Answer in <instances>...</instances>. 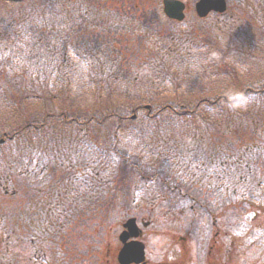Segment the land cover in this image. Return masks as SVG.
Segmentation results:
<instances>
[{"label":"trees","instance_id":"obj_1","mask_svg":"<svg viewBox=\"0 0 264 264\" xmlns=\"http://www.w3.org/2000/svg\"><path fill=\"white\" fill-rule=\"evenodd\" d=\"M107 1L111 0H30L34 20L28 21V13L21 22L0 19V23L3 22L0 24V50L11 49L13 52L15 46L19 47V42L28 41V65L33 66L34 63L37 71L40 61H43L46 69L51 72V84L57 80L61 85V91L54 92L51 88L45 91L43 87L50 76L44 82L38 79L25 80L26 77L31 78L30 69H24V74L8 77L2 73L0 76V111L8 110L11 114L18 111L21 115L16 126H8L3 132L1 130L8 142L0 143V152L4 153L6 162H9L8 165L4 163L5 160L2 162L6 168L2 174L5 171L12 174V170H20L25 178L28 158L31 156L35 174L47 175L60 155L68 156L65 153L68 148L66 145L74 140L72 137H85L78 132L89 129H93L96 134L94 137L97 146L92 150V155L89 157L81 154L82 157L79 155L77 158L81 165L87 167L82 173L87 182L69 187V191L61 198L57 194L54 202L63 200L61 205L47 204L46 216L53 212L54 220L50 224L54 227L59 225L66 229L77 220L83 223L86 217L104 220L108 212L115 210L119 196H124V199L129 197L130 185L126 186L125 182L140 179L152 181L159 186L161 193L165 191L182 201L185 197L196 198V194L204 196L206 192H217L221 189V184H212V180L217 181L222 177L225 179L224 175L228 172L235 174L228 177L231 185H245V181L254 178L255 172L250 167H259L260 162L264 164V83L243 84L239 77V64L232 62L230 65L227 62L230 58L228 51L245 50L242 47L244 44L241 47L223 48L218 44V36L210 33L207 36L199 35L200 33L182 28L183 24L171 21L164 15L162 2L157 3L155 15L149 11L151 7L139 1L142 21H134L132 15L120 14L118 7H113L114 10L111 7L103 8V3ZM241 3L244 4L243 0ZM6 4L18 7L23 2ZM135 7L136 5L133 6ZM152 17L176 26L172 27L173 30L165 28L158 32ZM233 17L235 16L228 21H234ZM37 18H43L42 22ZM249 19L253 23L251 16ZM215 20L216 23H225L219 18ZM226 25L228 24H223L221 28ZM85 31L90 32L89 36H82ZM121 31L141 33L142 40L145 37L149 41L153 40L151 46L146 48V53L137 58L138 61H132L133 56L126 58L124 50L118 51L115 48V43L120 42ZM3 32H7L6 37H3ZM10 40L11 42H7ZM9 43L12 45L7 46ZM256 49L254 48V53L250 51L252 55L248 56L252 57L251 60H264L263 40L257 43ZM205 52L212 63H217L221 58L226 63L225 75L233 81L236 91L202 96L190 103L155 106V102H159L163 91H167L170 85L180 88L184 84L181 79L176 78L175 73L196 70L199 59H202L199 56L205 55ZM196 56V60L192 61ZM1 66L7 67L4 64ZM262 70L259 68V73ZM30 92L34 93L36 99L43 98L45 107L42 111H36L32 118L24 110V102L29 100ZM74 93L82 100L91 96V107L68 104L70 98L74 99ZM57 98H60V103L55 102ZM138 110H146V116L153 124L150 132L154 136L157 137L158 133L177 135L179 141L152 143L147 147L150 149L148 154L140 151L130 153L124 149L118 136L119 129L124 123L134 120L133 115ZM164 114L166 116L163 119L160 116ZM163 121L171 126V123L178 124V129L191 127L193 130L190 134L185 131L172 134L168 129H157ZM73 128L75 131L70 132ZM233 129L238 133L248 131L251 135H259L263 140L246 147L256 157L247 158L246 153L237 158L235 162L244 164V168L235 164L228 148H222V145L227 146L221 143L222 137L232 133ZM104 130H110L112 145L101 142L100 132ZM29 137L33 140H29ZM17 139L18 147L10 153L5 148ZM201 146L206 147L200 148ZM160 154L163 156H159ZM158 156L160 159L154 160ZM70 158L73 163V156ZM93 159L95 165L91 161ZM57 167L59 165H56L54 171ZM237 167L253 174L242 173ZM75 170L76 167L71 165V180ZM251 185H255L254 182ZM40 192L41 190L37 195ZM183 193L185 197L181 195ZM75 194L79 199L77 203L74 202ZM231 196L232 192L227 189L223 196L227 200V206L234 200ZM226 213L228 215V211ZM60 234L59 229L54 230L52 240L56 241Z\"/></svg>","mask_w":264,"mask_h":264},{"label":"rangeland","instance_id":"obj_2","mask_svg":"<svg viewBox=\"0 0 264 264\" xmlns=\"http://www.w3.org/2000/svg\"><path fill=\"white\" fill-rule=\"evenodd\" d=\"M29 1L25 0L20 6L13 7V5L6 4L7 1L0 0V19L6 21L18 20L21 22L28 13V21L34 20L30 11L32 3ZM139 1L151 7L152 9H149V11L154 12L155 15H157V10L155 9L157 3L162 2V0H111L110 2H104L103 8L108 9L111 7V10H114V8L118 7L117 11H120V14L126 13L129 16L132 15L134 21H142L140 18L142 9L139 7ZM185 1H189L191 8L186 11L185 20L180 22V24H183L182 28L200 33L199 35L207 36L206 34L210 33L218 36V44L223 48L241 47L244 44L242 47L245 50L228 51L230 58L227 62L230 65L232 62L233 64H239V77L243 84L246 85L248 82L263 84L264 60H251L252 57L248 55H252L250 51L254 53V48L256 49L259 41H264V0L259 2L256 0H243L244 4L241 3L242 0H227L229 8L226 13L211 14L205 19L199 18L196 13L195 3L198 0ZM134 5H136L135 8H133ZM239 6H245V8L242 7L240 9L238 8ZM244 10L247 11L245 12ZM232 16H235L233 17L234 21H228ZM250 16L253 18V23L249 19ZM218 18L225 23H216L215 19ZM235 18H238L237 22ZM37 19L40 23L43 20V18ZM152 20L156 23L158 32L165 30V28L173 30L172 27L176 26L174 23L167 24L159 20L158 17H152ZM174 22L179 23V21ZM223 24L228 25L221 28ZM136 32L125 33L121 31V37L120 39L118 38L120 42L115 43V48L118 51L124 50L123 53H125L126 58L130 59L133 56L132 61H138L137 58L145 54L146 48L151 46L153 42V40L149 41L144 36L145 34H142L145 37L143 42L141 33ZM89 34L90 32L85 31L82 36H89ZM3 35V37H6L7 32L5 34L3 32ZM157 39L156 37V41ZM7 42H11V40ZM27 42H19V47L15 46L13 52L11 49L0 50V76L2 73H5L8 77L15 74H24L22 73L25 71L24 69H30L29 76L33 79L26 77L25 80L38 79L44 82V79L50 76L45 82L43 89L48 91L51 88L54 92L61 91V85L57 83V80H54L51 84V72L46 69L43 61H40L37 71H35L36 66L34 63H32L33 66L28 65L30 62L29 59L27 60L26 54L29 51ZM11 45L9 43L7 46ZM204 54L199 56L202 59H199V65L195 68L196 70L188 73H175L176 78L181 79L184 84L180 88L170 85L167 91H163L159 102H155V106H158V104H163L164 106L171 103L176 105L185 102L190 103L202 96H214L222 92L235 90V84L232 80H229V76L225 75L226 63L222 61V58L217 60V63H212L206 52ZM195 58L197 56L192 61H195ZM9 62L12 64L9 65ZM2 64L7 67H2ZM13 65L16 66L13 67ZM259 68L263 69L260 73ZM35 76L36 78H34ZM226 78L228 80H225ZM41 82H38V85H41ZM30 84L27 86H30ZM72 97L74 99L70 98L68 104L77 103L81 106L88 105L89 107L93 104L91 96H88L87 100H82L77 98L78 96L74 93ZM28 99L24 102V110L27 112L28 117L32 118L36 111L45 109L44 99H36L33 92H30ZM56 101L58 103L61 102L60 98H57ZM5 111H0V139L3 140L1 144L8 142L2 133L3 130L8 129V126L10 128L16 126L19 122L18 117L21 116L18 111L12 114L8 110ZM145 111L138 110L134 120L124 123L119 129L118 136L124 149L130 153L140 151V153L148 154L147 152L150 149L147 147L152 143L179 141L177 135L166 136L158 133L157 137L154 136V133L150 132L153 125L152 121L148 119ZM165 116L166 114L160 117L164 119ZM165 122L163 121L157 129H168L172 134H176L178 131H185L190 134L193 130L191 127L178 129V124L171 123V126ZM110 125L113 126V123H110ZM173 127L177 129L174 130ZM73 131H75L74 128L70 129V132ZM82 133L85 137H72L73 141L68 142L67 145L65 143L66 147H68L65 153L69 157L60 155L58 162L53 164L49 174L41 176V173L40 175L38 173L35 174L33 170L30 187L33 198L32 205H30L32 206V215H29L30 210L28 214V209L25 207L27 206L25 204L27 185L24 180L17 185L19 194L16 198L10 194L6 195L4 189L0 187V264H114L118 250L121 247L119 235L123 230V223L131 216H136L139 225L144 229L142 239L146 243L147 260L150 264H157L158 262L160 264H176L174 259L178 255L185 254V250L189 251L185 264H196L198 260L201 263L198 262L197 264H205V259L202 256L204 247H201L204 244L207 245L206 251L211 249L210 261L212 262L213 258H215V264H264V164L261 162L258 163L259 167L255 168L251 166L252 163L250 164L251 170L255 173L253 179L245 181L247 184L231 185L228 177L235 174L234 172H228V174L224 175L225 179L222 177L217 181L215 179L212 180V184L216 182L221 184V189L217 192H206L204 196L197 194L198 198L196 200L185 197L184 193L181 194L186 198L184 201L175 199L173 195H167L166 197L163 192H160L159 186L152 181L148 182L140 179L125 182L126 186L129 187L130 185V188H128L131 192L128 194L129 197L124 199V196H119L120 194H118L115 210L108 212L104 220L96 217H86V221L83 223L77 220V222H74L75 224H69L70 226L66 229L59 225L55 227L51 225L50 223H53L54 220V214L51 212L49 216H46L47 204L61 205L63 200L54 202L57 194L61 198L69 191V187L71 188V186L78 185L81 182L83 184L87 182L82 174L87 170V167L77 162L76 157L71 163L70 158L72 155H80L82 157L81 154L90 157L92 150H95V145L97 146V141L94 137L96 134L93 129L78 132V134ZM109 133L110 130L100 132L103 144L112 145L113 140L109 138ZM198 133L200 134L201 131H198ZM74 134H77V132ZM70 135L71 133H69L68 137ZM30 139L31 137H29ZM259 140L263 141L259 135H251L248 131L247 133L242 131L238 133L236 129H233L232 133L222 137L221 143L227 144V146L222 145V148L223 150L225 147L229 149L228 151L232 154V160L235 162L237 158H241L242 154L246 153L247 158L256 157V154L252 150H246V147ZM18 141L19 139L15 140L13 144H7L5 149L12 153L13 149L16 150L18 147ZM205 141H208V139H205ZM202 147L206 146H201L200 148ZM219 154H222V152ZM159 156L162 157L163 155L160 154ZM159 156L154 158V160L160 159ZM94 159L91 161L95 165ZM4 160V163L8 165L9 162H6L4 153L0 152L1 172L6 170L5 164L2 163ZM235 164L241 165L243 168L245 166L236 162ZM56 165H59V167L54 171ZM71 165L76 167L72 180L70 176ZM236 169H239L238 171L242 173L253 174L241 167ZM259 181L260 185H258ZM253 182L255 185H251ZM12 187L13 185L10 186V191H12ZM227 189L232 192L233 196L231 197L234 198L231 203L229 202L228 206L226 204L227 200L223 197ZM39 190H41L40 195H37ZM65 199L68 200L67 198ZM74 199V202L77 203L79 200L77 194H75ZM171 206L175 208H171ZM226 211H228V215ZM28 217L33 219L30 224L27 223ZM141 220L150 221L151 224L148 227H144ZM56 229H59L61 234L56 241H53L51 236ZM218 231L221 233H218ZM216 233L219 235L225 233L226 236V245L223 251L225 258L222 257L221 260L218 252L224 246V242L220 241V237L216 236ZM180 236L188 238L187 243L184 245L185 247L181 246L183 244L179 242ZM31 237L34 238L33 244L31 243ZM214 243L216 245L213 248L212 244ZM41 248L43 250H40ZM36 249L42 254L40 259L35 256ZM208 264L211 263L208 262Z\"/></svg>","mask_w":264,"mask_h":264},{"label":"water","instance_id":"obj_3","mask_svg":"<svg viewBox=\"0 0 264 264\" xmlns=\"http://www.w3.org/2000/svg\"><path fill=\"white\" fill-rule=\"evenodd\" d=\"M20 2L22 0H7ZM187 3L183 0H163V10L166 16L170 19L182 21L186 17ZM197 14L200 17L207 16L212 11L224 12L227 9V0H198L195 4ZM125 230L120 239L124 243L119 252V261L121 264H129L132 262L141 263L145 262V244L139 240L127 241L130 237H138L139 232L134 231L137 228L136 219L131 218L125 223ZM139 231V230H138Z\"/></svg>","mask_w":264,"mask_h":264},{"label":"flooded vegetation","instance_id":"obj_4","mask_svg":"<svg viewBox=\"0 0 264 264\" xmlns=\"http://www.w3.org/2000/svg\"><path fill=\"white\" fill-rule=\"evenodd\" d=\"M33 159L31 158V156L28 158V162H27V169H26V175H25V178H24V175H23V171H20V170H12V174L11 175H5V176H2L1 175V170H0V187H2L4 189V192L6 195L10 194L11 196L15 197L16 196L18 197V194H19V189L17 187L18 183H20L21 181H23L25 179V182H26V185H27V191H26V202L25 204L27 206H25L27 209H28V214H29V210H30V214L29 215H32V193H31V190H30V187H31V182H32V176H33ZM20 173V174H17V173ZM22 178H20L19 176ZM24 178V179H23ZM16 182V184H15ZM15 184V185H14ZM13 185L12 187V191H10V186ZM22 187V186H21ZM11 197V198H13ZM32 217V216H30ZM28 217V221L27 223H31L32 222V218ZM143 223V226H149L151 224V222L149 221L148 223H146L145 221L141 220ZM215 219H214V224H215ZM128 230L130 231V229L128 228ZM139 230V231H138ZM136 231V232H139V237H138V240L142 241L145 243V241L142 239L143 237V234H144V229L141 228V226L139 225V223L137 222V228H134L133 229V232ZM218 233H221L218 231ZM218 233H216L215 235L216 236H219L220 237V241H223L224 242V246L222 248H220L219 250V256H220V260L221 258H225V254L223 256V251L225 250V245H226V236H225V233H222V235H219ZM28 236V235H27ZM131 238L128 240L130 241ZM187 240L188 238L185 236H180L179 237V242L182 243L183 247H185L184 245L187 243ZM31 243L33 244L34 243V238L31 237ZM219 243V242H218ZM217 243V244H218ZM146 245V243H145ZM215 243L212 244L213 248L215 247ZM206 244L202 245L201 247H204L202 250H203V258L205 259V264H208V262H210L211 264H215V258H213V261L211 262L210 261V255L212 254L211 253V249H209V251L205 250L206 249ZM121 247H123V243H121ZM120 247V249H121ZM212 248V247H211ZM120 249L118 250V253H117V256H116V261H114L115 263L114 264H121L120 261H119V252H120ZM40 250H43L42 248ZM201 252V251H200ZM206 252V254H205ZM189 251H186L185 250V254L183 255H178L176 259H174V263L176 264H185L188 256H189ZM44 254L46 255V253L44 252ZM42 254H40V251H38L36 249V253H35V256L37 257V259H40L42 256ZM196 256V255H195ZM204 261V260H203ZM201 261L198 260L196 262V264ZM0 263H1V257H0ZM129 264H150V262L147 260L146 262H141V263H136V262H132V263H129ZM157 264H160V262H158ZM166 264V263H164Z\"/></svg>","mask_w":264,"mask_h":264}]
</instances>
